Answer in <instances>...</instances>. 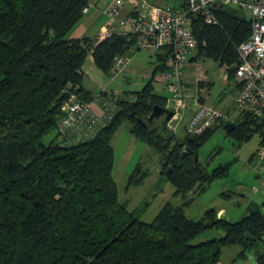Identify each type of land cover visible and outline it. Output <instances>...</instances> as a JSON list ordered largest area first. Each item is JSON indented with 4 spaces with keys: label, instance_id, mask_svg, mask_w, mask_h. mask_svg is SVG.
Masks as SVG:
<instances>
[{
    "label": "trees",
    "instance_id": "1",
    "mask_svg": "<svg viewBox=\"0 0 264 264\" xmlns=\"http://www.w3.org/2000/svg\"><path fill=\"white\" fill-rule=\"evenodd\" d=\"M90 4L0 0V264H219L223 248L232 245L241 247L239 257L253 251L254 264H264L263 207L237 221L218 217L215 208L197 220L186 215L195 195L228 171L229 164L208 171L195 156L215 130L232 120L209 127L193 141L187 132L178 138L164 116L148 120L154 105L167 107L168 96L156 92L154 78L167 68L168 48L157 51L143 88L121 91L117 111L94 137H61L58 122L68 92L96 105L103 92L84 85L88 54L109 75L115 57L134 44L116 32L102 40L71 37ZM214 12L216 24L194 20L198 57L227 65L232 76L237 46L250 35L251 21L226 5H216ZM125 122L160 154L162 174L183 200L180 205L167 201L151 222L120 200L113 174V139ZM234 122L231 134L246 140L258 132L264 145V117L240 113ZM53 131L57 134L47 141ZM136 170L128 186L146 178L138 174L139 165ZM214 228L224 234L195 241Z\"/></svg>",
    "mask_w": 264,
    "mask_h": 264
},
{
    "label": "built area",
    "instance_id": "2",
    "mask_svg": "<svg viewBox=\"0 0 264 264\" xmlns=\"http://www.w3.org/2000/svg\"><path fill=\"white\" fill-rule=\"evenodd\" d=\"M125 0H112L107 7L110 17L109 28L98 37L102 40L114 32L134 39L129 53L115 57L109 76L115 79L131 64L132 54L139 49L156 51L168 48L167 68L154 78L156 86H164L168 94L167 107L178 112L186 106L183 82L185 70L192 52L199 47L193 23L202 18L207 24L218 23L214 12L216 5H226L246 13L251 21L250 35L237 46L238 62L234 78L238 83L235 107L239 113L264 117V0H165L158 4L152 0H140L138 8L123 15ZM91 7L87 6L86 14ZM206 44V41H204ZM96 97L102 114L94 111L95 103L87 102L74 91H69L63 103L64 116L58 122L61 137H94L105 120L118 109L120 90L104 88ZM230 119L221 108L198 97L193 99V113L186 125L190 137L203 134L209 127ZM259 182L254 191L264 198V145L256 152ZM264 202V201H263ZM264 208V203H263Z\"/></svg>",
    "mask_w": 264,
    "mask_h": 264
},
{
    "label": "rangeland",
    "instance_id": "3",
    "mask_svg": "<svg viewBox=\"0 0 264 264\" xmlns=\"http://www.w3.org/2000/svg\"><path fill=\"white\" fill-rule=\"evenodd\" d=\"M99 1H102L101 5H104L107 0ZM125 1L123 11H126L125 9L130 8V6L133 9V4L136 1L140 2V0ZM154 1L162 4L161 2L164 0ZM167 1L177 2V0ZM242 13L246 16L245 12ZM102 18L110 21L108 14L105 15L104 13ZM90 59L89 55L86 58L84 67L89 71L90 66H92L97 72L98 76L96 78L92 75L94 80L92 88L97 91H100L101 85H105L107 89L112 90H140L148 80L146 73L155 66L154 53L150 50L139 49L132 54V61L129 65L135 71H128L130 68L128 66L129 68L127 67L115 79H111L98 66H94ZM200 59L199 62L187 66L185 76L189 81L195 83L197 74L203 73L206 78L213 82L210 95L211 101H215L217 104L221 102L223 106L228 104L231 91L227 87L226 65L220 66L219 62L211 57H201ZM87 79L88 77L85 80ZM168 94L166 92V95ZM186 94L189 98L192 94L191 88L186 89ZM185 99H187L186 96ZM229 109L232 117L239 115L236 107L234 108L231 105ZM171 121L172 119L168 125L170 130L176 135L184 134L181 124L177 127V123L171 124ZM56 134L57 132L53 131L45 139L49 141ZM260 139V133L255 132L252 138L239 140L236 135L231 134V132L228 133L224 127H219L210 135L198 151L199 162L207 167L208 171L213 170L220 164H229V168L224 176L212 181L205 192L195 195V202L185 207L186 215L189 218L197 220L203 217L210 208H224L226 211L224 218L237 221L248 214V205L252 200L259 202L263 198L260 193L254 191V187L259 182L256 151L260 147ZM113 145L115 148L113 174L119 188L120 200L129 210L136 209L144 221L151 222L167 201L172 200L175 204H182V198L173 194L175 191L174 185L167 181L162 174L163 164L160 154L151 145L136 138L129 131V123L125 122L120 126L114 136ZM137 165H139L138 174L145 173L146 178L139 184L128 186V179L133 172L137 171ZM192 195L194 196L191 193L190 196ZM217 213H219V210H217ZM223 234L222 229L214 228L200 234L195 241L221 237ZM240 249L241 247L238 245L225 246L219 264H254L255 253L253 251L249 252L247 258H242L239 257Z\"/></svg>",
    "mask_w": 264,
    "mask_h": 264
},
{
    "label": "crops",
    "instance_id": "4",
    "mask_svg": "<svg viewBox=\"0 0 264 264\" xmlns=\"http://www.w3.org/2000/svg\"><path fill=\"white\" fill-rule=\"evenodd\" d=\"M111 1L112 0H107L104 5H101L102 1L91 0V7H90L89 11L84 15L82 20L74 28V30H73V32L71 34V37H74V38H82V37L98 38L100 35L104 34V32H106L107 29L109 28V21L108 20H104L102 17L104 15V13H105V15H107L106 14L107 13L106 12V10H107L106 8L108 7V5H109V3ZM153 2L156 3L158 1H153ZM164 2H165V0L163 2H161V3H164ZM138 4H139V2L136 1L133 4V7H134L133 9L131 8L132 6H130V8H128V9H125L126 11H123V15L127 14L131 10H134L135 8L137 9L138 8ZM157 51H159V50L152 51L154 53V55H155V62H154L155 66H156V53H157ZM89 55H90V58H91L90 59L91 62L94 64V66L97 67V65L94 62V58H93L92 53H89L88 56ZM88 56H87V58H88ZM198 56H199L198 51L197 50L193 51L192 55L190 57V62H189L188 65H190L191 63L194 64V63L199 62L201 60L200 59L201 57H198ZM219 65H220V63H219ZM155 66L153 67V69H151L149 72L146 73V77L148 79L152 76V73L154 71ZM220 66H223V65H220ZM228 70H229V67L226 65L225 66V71H226V78H227V87L231 91L230 92L231 97H230L229 103L228 104H224V106L221 105V102H219V104H217L215 101H211V96L210 95H211V89L213 87L212 86L213 82L210 81L208 78H206L203 73L200 72V73L197 74V78H196V82L195 83H192L191 81H189L187 79V76H185V80L183 82V86H184L183 91H184L185 96L187 97V99H186L187 105L184 108H182L178 112V114L172 118V121H171V124L176 122L177 123L176 124L177 127H178L179 124H181V126L183 128L184 134H177L178 138H183L186 135V125H187L188 120L190 119V117H191V115L193 113V101L192 100L194 98H196V97H198L203 102H207L209 104H212V105H214L216 107H219V108L223 109L229 115V117L232 120V122H234L240 116V113H239L238 116H233L232 117V115L230 114V111H229L230 110L229 107L231 105L235 108V97H236V94H237V91H238V83L235 80L234 75L229 76ZM82 71H83V73L85 75V77H84V85H85V87H87L88 89L93 90L92 86L94 84V80L92 79V75L96 78L98 76L97 72L95 71V69L92 66H90V70L87 71L85 69L84 65L82 67ZM128 71H132L133 72V71H135V69L130 67L128 69ZM87 77H88V79L85 80ZM103 87L107 88L105 85H101V89H104ZM187 88L188 89L191 88V90H192V94L189 96V98H188V96L186 94V89ZM155 90H156V92H158L159 94H162V95H166V92H167L164 86H156ZM93 91L94 92H98L97 90H93ZM130 95H132V94H130ZM166 96H168V95H166ZM219 101H221V100H219ZM94 107H95V109L97 110V112L99 114L102 113V110L100 109V107L98 105H95ZM260 146H262L261 139H260ZM258 177H260L259 173H258ZM263 203H264L263 202V198L259 202L252 200L249 203V205H248V209H249L248 213H250L251 211H253L257 207H260V206L262 207ZM216 210H219L218 217H224V215L226 213L224 208L216 209ZM240 251H241V249H240ZM255 262H256V258H255Z\"/></svg>",
    "mask_w": 264,
    "mask_h": 264
},
{
    "label": "water",
    "instance_id": "5",
    "mask_svg": "<svg viewBox=\"0 0 264 264\" xmlns=\"http://www.w3.org/2000/svg\"><path fill=\"white\" fill-rule=\"evenodd\" d=\"M174 115H175V111L173 109L161 106L159 104H156V105H154L152 113L148 117V120H153L154 118L164 116V118L167 121H170L174 117ZM138 122L141 123L142 125L146 126L145 120H143L142 118H138ZM235 126H236L235 122L229 121V122L225 123L224 128L228 133H230L235 128ZM190 141H193L192 137L190 138ZM187 148H189V147H187ZM195 160L196 161L198 160V155L195 156ZM169 171H170V169H169Z\"/></svg>",
    "mask_w": 264,
    "mask_h": 264
}]
</instances>
